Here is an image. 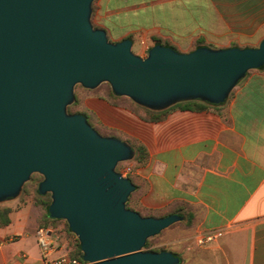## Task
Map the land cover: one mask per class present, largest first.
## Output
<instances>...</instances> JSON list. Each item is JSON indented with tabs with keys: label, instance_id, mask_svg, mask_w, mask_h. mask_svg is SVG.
Returning a JSON list of instances; mask_svg holds the SVG:
<instances>
[{
	"label": "water",
	"instance_id": "1",
	"mask_svg": "<svg viewBox=\"0 0 264 264\" xmlns=\"http://www.w3.org/2000/svg\"><path fill=\"white\" fill-rule=\"evenodd\" d=\"M93 1L0 0V202L41 173L38 190L51 193L50 215L67 220L88 264H179L176 253L145 245L185 216L127 207L136 185L116 167L135 150L68 112L74 88L108 82L154 111L191 100L221 104L264 65V39L187 53L158 43L142 57L130 38L113 42L94 27Z\"/></svg>",
	"mask_w": 264,
	"mask_h": 264
},
{
	"label": "crops",
	"instance_id": "2",
	"mask_svg": "<svg viewBox=\"0 0 264 264\" xmlns=\"http://www.w3.org/2000/svg\"><path fill=\"white\" fill-rule=\"evenodd\" d=\"M100 6L112 41L130 38L133 47L160 41L187 53L200 46L255 47L248 43L264 39V0H101ZM133 22L136 29L128 28ZM102 101L88 106L100 115ZM214 105L176 107L163 119L140 121L134 135L148 157L137 170L140 208L134 210L160 217L158 210L182 209L176 213L185 219L152 245L185 255L179 264H264V67L249 70ZM227 227L214 243H194L197 232ZM47 231L52 244L45 255L35 222L0 226V264H52L69 255L64 237Z\"/></svg>",
	"mask_w": 264,
	"mask_h": 264
},
{
	"label": "rangeland",
	"instance_id": "3",
	"mask_svg": "<svg viewBox=\"0 0 264 264\" xmlns=\"http://www.w3.org/2000/svg\"><path fill=\"white\" fill-rule=\"evenodd\" d=\"M101 0H94L92 4V17L91 21L94 27L104 28L103 24L105 20L103 19V14L100 6ZM159 11V10H158ZM162 13L161 11L159 12ZM166 13V12H165ZM140 21H143L140 19ZM147 23L152 24V19H146ZM128 28L136 29V22L128 25ZM121 29L115 27L114 33L117 34ZM108 33V31H107ZM109 39L112 41L111 35L108 33ZM261 42V41H260ZM259 43H248L250 46H258ZM244 46V45H241ZM152 46H134L133 52L142 57L148 56L149 49ZM235 88V87H234ZM233 88V89H234ZM75 98L74 101L68 106L69 113L85 112L88 122L102 135L113 136L121 140H124L132 145L135 150L133 158L118 163L116 170L121 172L124 176H131L134 183L137 185L135 191L129 196V205L132 207H139L140 201V183L139 176L137 173L138 168L141 166L137 156V147L141 145L139 141V136H135L134 132L138 135L140 129V121H150L154 115V110L147 107L139 105L131 98L127 96H120L114 93L111 85L108 82H102L99 86L95 88H86L81 84H76L74 88ZM232 93V91H231ZM230 93V94H231ZM97 102L98 100H103L102 110L100 115L94 112L89 105L92 101ZM200 102V101H198ZM208 107L216 108L214 104L207 102ZM175 108V107H174ZM173 108V109H174ZM168 109V108H167ZM113 123L117 125L114 126ZM130 127L132 128L133 134H130ZM44 179L41 173L35 172L31 175L30 179L25 182L20 194L15 198L7 199L0 202V211H5V216L9 219V223L3 224L0 222V226L17 225L22 221H33L36 223V231L40 228L55 230L60 233L61 237L67 241L69 247V255L73 250L72 241L78 239L77 235L72 232L69 227L67 220L59 219L56 222H51L47 219L46 214V203L51 202L52 196L48 192L46 194H40L38 191L40 182ZM178 210V206H169L163 210H158L159 214H171ZM176 213V212H175ZM180 222H175L169 228L179 225ZM167 230L161 231L159 234L150 237V242L155 245L157 239L161 238ZM62 233V234H61ZM56 236V235H55ZM76 238V239H75ZM59 245V243H57ZM152 245L150 247H152ZM154 249L163 248L162 246H153ZM147 249V248H145ZM180 256V254H179ZM185 255H183L184 257ZM181 257L182 261H186V257ZM186 264V263H185Z\"/></svg>",
	"mask_w": 264,
	"mask_h": 264
},
{
	"label": "trees",
	"instance_id": "4",
	"mask_svg": "<svg viewBox=\"0 0 264 264\" xmlns=\"http://www.w3.org/2000/svg\"><path fill=\"white\" fill-rule=\"evenodd\" d=\"M159 42L160 41H157L156 43H159ZM172 47L175 48L174 46H172ZM262 67H264V65ZM174 107L175 108L176 107H179L181 109H197V110H200V109L207 108L208 106L206 104H204L202 102H198V101H188V102H183V103H177V104L169 107L168 109H165V110L159 111V112H155L154 115L152 116L151 120H160V119L165 118L167 116L168 112L170 110H172ZM77 113H82V114H85L86 115L85 112H77ZM137 152H138L137 158H138L139 162L141 164L144 163L145 160L148 157V154H147V151H146L145 147L143 145H140L139 147H137ZM127 177L129 179H131V181H133V179H132L131 176H127ZM136 188H137V185H136ZM129 200H130V198L127 201V207L128 208H131V209H134V207H132V206L129 205ZM50 203L51 202H49V203H46L45 202V204H46V214H47L46 216H47V219L50 220L51 222H56L59 219H56V218H54V217H52L50 215V211H49ZM181 210L182 209H179L178 208V210L175 211V212H179ZM4 212L5 211H0V222L3 223V224H7V223H9V219L5 216V213ZM165 215H168V214H165ZM162 216H164V215H162ZM187 216H188V221L190 222V214L187 213ZM71 245H73V250L71 251L70 256L71 257H75V258L83 259L82 258V250H81V247H80L79 239H76L75 241H72L71 242ZM151 245H152V243L150 242V239H148V241H147V243L145 245V248H147L148 250H151V251H162V250H165V248L154 249V248L150 247Z\"/></svg>",
	"mask_w": 264,
	"mask_h": 264
},
{
	"label": "built area",
	"instance_id": "5",
	"mask_svg": "<svg viewBox=\"0 0 264 264\" xmlns=\"http://www.w3.org/2000/svg\"><path fill=\"white\" fill-rule=\"evenodd\" d=\"M228 228H219L197 232L194 235V243L197 246H205L219 240L228 231ZM37 240L42 252L46 255L51 248V238L46 229L40 228L36 232ZM52 264H88L84 259L61 255L52 261Z\"/></svg>",
	"mask_w": 264,
	"mask_h": 264
}]
</instances>
